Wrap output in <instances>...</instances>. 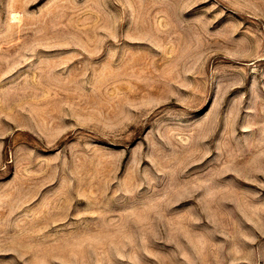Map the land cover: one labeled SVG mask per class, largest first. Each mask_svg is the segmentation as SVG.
<instances>
[{
    "label": "rangeland",
    "instance_id": "rangeland-1",
    "mask_svg": "<svg viewBox=\"0 0 264 264\" xmlns=\"http://www.w3.org/2000/svg\"><path fill=\"white\" fill-rule=\"evenodd\" d=\"M0 264H264V0H0Z\"/></svg>",
    "mask_w": 264,
    "mask_h": 264
}]
</instances>
